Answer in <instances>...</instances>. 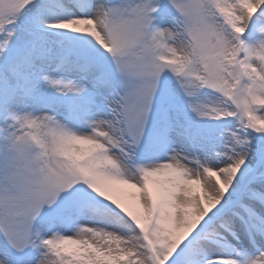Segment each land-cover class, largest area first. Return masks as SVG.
Listing matches in <instances>:
<instances>
[{
	"label": "snow or ice",
	"instance_id": "1",
	"mask_svg": "<svg viewBox=\"0 0 264 264\" xmlns=\"http://www.w3.org/2000/svg\"><path fill=\"white\" fill-rule=\"evenodd\" d=\"M0 264H264V0H0Z\"/></svg>",
	"mask_w": 264,
	"mask_h": 264
}]
</instances>
